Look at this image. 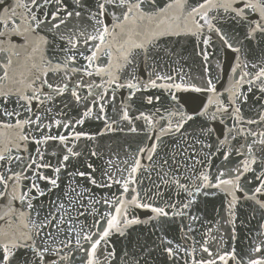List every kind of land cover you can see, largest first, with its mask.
I'll return each instance as SVG.
<instances>
[{"label":"snow or ice","instance_id":"6c2138e0","mask_svg":"<svg viewBox=\"0 0 264 264\" xmlns=\"http://www.w3.org/2000/svg\"><path fill=\"white\" fill-rule=\"evenodd\" d=\"M0 264H264V0H0Z\"/></svg>","mask_w":264,"mask_h":264}]
</instances>
